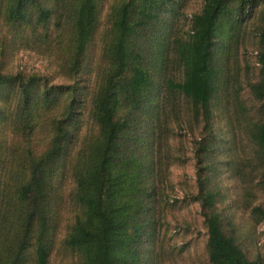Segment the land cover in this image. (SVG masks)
Masks as SVG:
<instances>
[{
	"label": "rangeland",
	"instance_id": "obj_1",
	"mask_svg": "<svg viewBox=\"0 0 264 264\" xmlns=\"http://www.w3.org/2000/svg\"><path fill=\"white\" fill-rule=\"evenodd\" d=\"M77 1L49 0L54 13L49 21L39 24L32 15L30 21L13 18L10 1L0 0V74L25 79L34 76L41 88L53 86L54 91H60L62 101L56 108L59 117L72 96L69 88L80 90L76 124L54 166L47 194L48 264H80L82 260L79 252L65 244L81 211L75 200L73 171L87 154L90 132L96 133L92 103L109 69L111 15L120 0H97L98 18L92 40L82 61L74 65L70 46ZM202 5L203 0H170L159 27L160 37L147 45L148 69L159 84L158 111L166 78L173 77L177 82L183 78V68L173 61L172 44L178 38L187 39L191 19ZM261 10L262 5L257 3L250 11L233 14L222 23L212 57L219 71L213 83L209 117L195 115L189 101L176 95L171 98L162 125L153 127V135L142 138L140 151L148 161L145 215L153 237L143 247L141 264H209L206 224L200 203L194 200L201 186L213 194V209L220 215L225 234L234 237L249 261L264 264V167L259 166L248 136V130L260 120V103L251 96L249 85L259 80L257 56L264 52ZM17 99L11 87L0 88L1 160L13 150L26 159L20 144L26 153L40 157L49 149L53 136L55 113L47 112L36 120L29 137L16 140L11 148L3 145L8 141L2 124L12 115ZM3 171L0 164V191L9 197L12 207L13 184ZM33 223L36 232L38 223ZM35 241L32 236L28 264H34Z\"/></svg>",
	"mask_w": 264,
	"mask_h": 264
},
{
	"label": "trees",
	"instance_id": "obj_2",
	"mask_svg": "<svg viewBox=\"0 0 264 264\" xmlns=\"http://www.w3.org/2000/svg\"><path fill=\"white\" fill-rule=\"evenodd\" d=\"M10 12L19 21L39 24L49 21L54 13L49 0H9ZM170 0H120L111 15V42L107 53L109 69L103 85L92 103V123L86 142L87 154L80 158L73 171L75 200L80 206L74 225L65 240L66 246L82 256L80 264H141L143 247L153 237L145 208L147 156L140 151L142 138L154 134L162 125L163 116L173 96L188 100L195 115L209 117L213 83L218 71L213 66V52L222 23L233 14L239 16L264 0H203L200 12L191 19L186 40L173 42L174 62L183 68L180 82L166 78L161 107L158 111L159 84L148 69L147 45L160 37L159 27L166 18L164 10ZM72 22L70 46L74 65L85 56L97 24V0H78ZM236 3V7H232ZM32 4V5H31ZM14 19V20H15ZM29 19V20H28ZM15 20V21H17ZM261 40H264V33ZM259 80L249 85L251 96L259 104L260 120L248 130L255 147V156L264 167V52L257 56ZM11 87L18 94L17 105L8 120L4 119L3 145L11 148L15 141L30 136L36 120L44 113L52 115L53 136L49 149L40 157L27 156L13 150L0 164L10 182L15 206L0 191V264H28L31 237L35 236L34 264H48V234L54 166L63 153L74 128V116L80 90L69 88V104L61 112L62 93L53 86H39L35 77L0 74V88ZM76 91V93H75ZM80 124V122H79ZM9 129V130H8ZM21 136V137H20ZM2 145V146H3ZM24 178V179H20ZM194 200L200 203L206 224L209 264H262L249 261L234 237L223 231L220 215L214 211V196L201 186ZM19 206V211L16 207ZM260 211V210H259ZM34 221L38 223L36 232Z\"/></svg>",
	"mask_w": 264,
	"mask_h": 264
}]
</instances>
